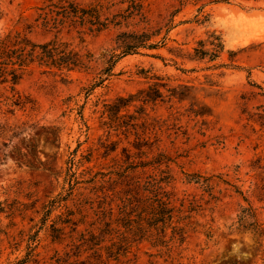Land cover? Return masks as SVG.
Wrapping results in <instances>:
<instances>
[{"label": "rangeland", "instance_id": "374dc122", "mask_svg": "<svg viewBox=\"0 0 264 264\" xmlns=\"http://www.w3.org/2000/svg\"><path fill=\"white\" fill-rule=\"evenodd\" d=\"M43 1L0 0V33L31 24L35 41L57 35L68 42L67 67L34 60L15 89L0 79V264L23 256L29 235L48 261L54 249L63 253L89 230L97 234L101 210L117 217L126 187L109 184L97 193L87 180L117 170L112 158H123V146L135 151L131 128L144 124L153 146L148 157L167 155L175 195L185 197L184 237L169 253L135 239L126 264H264V235L232 230L248 202L264 217V0H146L152 38L161 43L115 62L113 48L130 38L120 32L136 26L56 32L38 17ZM78 57L83 66L72 65ZM59 193L61 201L46 211ZM17 204L23 210L11 213ZM67 217L79 220L75 230ZM20 229L24 239L14 249Z\"/></svg>", "mask_w": 264, "mask_h": 264}, {"label": "trees", "instance_id": "16d2710c", "mask_svg": "<svg viewBox=\"0 0 264 264\" xmlns=\"http://www.w3.org/2000/svg\"><path fill=\"white\" fill-rule=\"evenodd\" d=\"M144 1L146 0H92L90 3L80 5L72 0H44L43 4L37 8L40 9L38 17L42 24L49 29L56 28V32L63 27L69 29V26H80L90 33L99 32L108 25L136 26V31L122 30L120 32L130 38L128 40L125 37L122 38L113 48L114 50L120 48L119 52L113 50L110 53L111 60L115 62L124 54L137 52L140 46L152 49L157 48L161 43V39L152 38L157 32L150 28V18L143 4ZM118 3H125V5L114 11L113 6ZM31 27L32 25L28 24L25 29L15 27L0 33V79L1 82H9L11 89H15L16 83L34 60L39 63L67 67L68 42L57 35L45 41H35L28 34ZM81 28L77 31H82ZM71 63L79 66L85 64L81 57ZM15 92L17 97L12 102L16 104L21 99V94L18 90ZM121 99L125 98H118V100ZM260 106L259 116L264 117V105ZM7 110L13 113V110ZM141 123H147V121L144 119ZM4 125L6 124H0L1 132L5 130ZM144 125V127L137 125L131 128L135 138L132 143L136 148L135 151H130L127 146H123L121 149L123 158L121 160L112 158L113 161L115 160L113 166L117 167V170L108 173L98 171L87 180L93 184V192L97 193L107 191L109 184H113L116 190L126 187L127 190L118 196L121 201L118 216L115 218L111 216L112 208L107 216L106 214L102 216L101 213L104 211L101 210L96 217L101 224L97 234L95 230H89L87 238H83L78 243L72 242L70 249L63 253L54 249L48 256V261L38 256L39 252L36 251V245L32 244V237L29 235L23 256L10 264H28V262H31L29 264H126L127 259L124 256L131 251L135 239L147 238L152 245L165 247L168 253L174 245L182 241L185 223L181 222V218L185 215L183 209L185 197L178 198L175 195L174 178L169 172L167 155L158 151L151 158L148 157L153 146H150L149 140L150 127ZM115 147L108 150H113ZM95 149L96 147L93 146L87 149L88 157L83 156L85 160H90ZM98 173L99 178L96 179L98 183H94ZM112 174L115 176L112 177ZM262 180H264L263 177H261ZM261 187L256 183L254 188L256 195L264 188V184ZM238 191L241 192L240 189ZM262 196L258 198L264 199ZM177 200H179L178 205H176ZM59 201H61V193L45 204L46 211L57 205ZM187 201L193 202L194 199L187 198ZM31 203L33 202H30V205ZM17 206L11 209V213L15 210H23L22 206L19 204ZM1 208L0 203V210ZM65 219L71 224V230H75L79 220L70 217ZM54 228L56 231L52 236L59 239L60 227ZM168 228L171 229L170 234H168ZM232 230L251 232L256 237L262 236L264 235V217L260 216L256 206L248 202L240 208ZM19 233L20 238L12 245L14 249L18 248L24 239L22 229ZM84 252L86 254L83 255Z\"/></svg>", "mask_w": 264, "mask_h": 264}]
</instances>
